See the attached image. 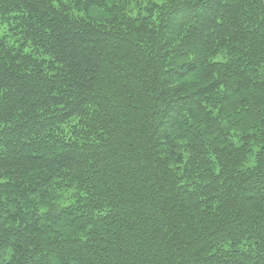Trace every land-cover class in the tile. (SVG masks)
Segmentation results:
<instances>
[{
  "label": "trees",
  "instance_id": "16d2710c",
  "mask_svg": "<svg viewBox=\"0 0 264 264\" xmlns=\"http://www.w3.org/2000/svg\"><path fill=\"white\" fill-rule=\"evenodd\" d=\"M0 264H264V0H0Z\"/></svg>",
  "mask_w": 264,
  "mask_h": 264
}]
</instances>
